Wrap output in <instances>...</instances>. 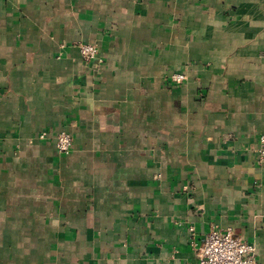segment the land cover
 I'll return each mask as SVG.
<instances>
[{
	"label": "crops",
	"instance_id": "crops-1",
	"mask_svg": "<svg viewBox=\"0 0 264 264\" xmlns=\"http://www.w3.org/2000/svg\"><path fill=\"white\" fill-rule=\"evenodd\" d=\"M260 133L264 0H0V264H264Z\"/></svg>",
	"mask_w": 264,
	"mask_h": 264
},
{
	"label": "built area",
	"instance_id": "built-area-1",
	"mask_svg": "<svg viewBox=\"0 0 264 264\" xmlns=\"http://www.w3.org/2000/svg\"><path fill=\"white\" fill-rule=\"evenodd\" d=\"M82 58L86 62H101L98 55V47L92 42H78L76 44ZM184 72H173L170 79L174 83L185 80ZM39 139H47L48 133L42 130L36 135ZM54 143L58 151L68 152L73 145L72 133L67 128H60L53 135ZM256 158L264 162V133L258 136ZM198 264H258L255 246L235 235L231 228L210 229L203 238L202 244L197 249Z\"/></svg>",
	"mask_w": 264,
	"mask_h": 264
}]
</instances>
